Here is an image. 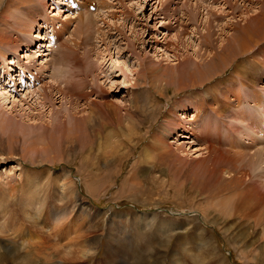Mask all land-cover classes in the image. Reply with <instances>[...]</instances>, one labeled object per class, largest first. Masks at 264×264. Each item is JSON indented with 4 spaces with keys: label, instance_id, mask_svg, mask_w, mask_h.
I'll return each mask as SVG.
<instances>
[{
    "label": "rangeland",
    "instance_id": "374dc122",
    "mask_svg": "<svg viewBox=\"0 0 264 264\" xmlns=\"http://www.w3.org/2000/svg\"><path fill=\"white\" fill-rule=\"evenodd\" d=\"M75 1L81 9L0 0L14 109L0 104V264H47L39 248L51 264H264V204L246 215L234 200L252 187L254 204L264 196V145H245L240 131L264 119V0H96L82 17L95 2ZM30 35L37 47L52 41L44 69L23 58ZM64 58L74 79H85L81 60L92 63L100 86L92 79L79 102L57 96L44 108ZM29 92L43 107L20 117ZM236 137L244 143L231 147ZM231 181L229 194L217 191ZM85 243L95 250L83 259Z\"/></svg>",
    "mask_w": 264,
    "mask_h": 264
},
{
    "label": "bare ground",
    "instance_id": "6f19581e",
    "mask_svg": "<svg viewBox=\"0 0 264 264\" xmlns=\"http://www.w3.org/2000/svg\"><path fill=\"white\" fill-rule=\"evenodd\" d=\"M54 1V0H53ZM61 1V0H60ZM54 5V4H53ZM59 8V7H58ZM57 9V8H56ZM196 21V20H195ZM264 19H263V21L262 20H260V18H258V24L259 25H264ZM54 23V22H53ZM52 23V24H53ZM47 24H50V21H49V23L47 22ZM50 26H53V25H51L50 24ZM48 27V25H43L42 26V29H46ZM54 27V26H53ZM78 27V26H77ZM84 27V26H83ZM89 29V28H88ZM252 28H247V31L249 32L250 30H251ZM166 30V28H164L163 29V32L162 33H164V31ZM190 32H193L194 34H196V30L195 29H191V31ZM199 35V34H198ZM30 37H32V39H31V41L29 40L30 39ZM33 37H36V35H30V36H28V40L30 41L29 42V44L31 45L30 47H29V50L27 51V53H26V56H24L23 58H25V59H27V62H26V65L27 66H29L31 69H35V68H33V67H36V66H40V67H42L43 69L44 68H46L47 67V64L49 63V61H45V60H40L39 61V59L40 58H42L43 57V55L42 54H46V53H44V52H47V50L50 48H52V46H51V40L49 39V37L48 36H46L47 37V40H46V42H43V43H41L40 44V46H38L37 47V44H35V42H34V38ZM243 36H241L240 38H237V39H241ZM236 39V40H237ZM33 41V42H32ZM242 42V41H241ZM243 43V42H242ZM234 44V43H233ZM35 45V46H34ZM232 45V44H231ZM241 46H242V44H240ZM51 46V47H50ZM223 46H225V45H223ZM229 46V45H228ZM234 47V46H233ZM233 47H231V49H233ZM245 47H247V45L246 44H244V46H242V50L243 51H245V50H250L251 49V47H247L246 49H245ZM254 47V46H253ZM38 48V49H37ZM225 48V47H224ZM178 49V48H177ZM235 50V49H234ZM251 50H253V48L251 49ZM49 51V50H48ZM226 51V50H225ZM41 54V55H40ZM222 55H223V53H222ZM15 57L13 58H9L8 59V62H9V64H7V67H11V66H16L17 64H18V62L20 63V59L19 58H21V55L19 54L18 56L15 54L14 55ZM46 56V55H45ZM63 58V57H62ZM64 60H68L67 58H64V59H62V60H60L59 61V65H56V73H55V80H54V85H53V87H52V92L50 93L49 92V97H48V94H47V97L46 98H44L43 97V99H45L46 101L45 102H43L44 103V105H45V107L44 108H47V106H46V104H49V106H51V102L52 101H54V99L58 96V98L60 97H62L63 99H67L68 101H70L71 103H73V102H79V100L83 97V93H82V91H81V93L82 94H79L80 93V91H79V89H82V86L84 85V84H86V83H88V82H90L92 79L95 81V85H97V86H100V85H98L99 84V78L97 77V74H95V76L92 78V76L91 75H94V73L95 72H92L93 70H92V66H91V64L89 65L88 63H86V62H84L83 63V61L84 60H81L80 61V64H81V66L84 68V70L86 71V75H85V79L83 80V79H81V78H73L72 77V74L70 73V70H69V65L68 64H65L64 63ZM62 61V62H61ZM66 63H68V62H66ZM87 64L89 65L88 67H87ZM62 65V66H61ZM93 65V64H92ZM257 66V65H256ZM39 67V68H40ZM89 67H91V68H89ZM258 68V67H257ZM8 69V68H7ZM6 69V70H7ZM2 69H1V67H0V79H2V81L0 80V104H1V106L3 107V108H6V110L8 111L7 112V114L11 111V112H13L14 111V109L12 110V108H11V106L9 105V104H7V101H9V99L12 97L11 95L9 96V97H6V96H4V95H6V94H4L3 92H6L7 90H10V89H7V87H6V81H7V79H9V78H11V70H10V72H9V69H8V71H6V72H9L8 73V75H6V73H5V75L4 76H2L1 75V72H3V70L1 71ZM22 70V69H21ZM42 70V69H41ZM95 71V70H94ZM21 73H22V75L20 76V79L22 80L23 79V75L25 74V73H23V70L21 71ZM51 76V75H50ZM107 76V75H106ZM44 77V76H43ZM61 78H63V83L65 84V85H63V84H61V82L59 81ZM25 80V79H24ZM158 80V79H157ZM37 81V79L35 78V77H33V76H31L30 77V79H26L24 82H21V86H22V89L21 90H23L25 93H27V91L31 88L30 86H31V83H34V82H36ZM11 82V81H10ZM11 84V83H10ZM9 84V85H10ZM14 84V83H13ZM19 84V83H18ZM16 86V85H15ZM14 86V87H15ZM62 86V87H61ZM9 87V86H8ZM13 87V88H14ZM55 87V88H54ZM12 88V89H13ZM60 88L64 91V93H65V95H67L68 97L67 98H65V97H63L64 95L62 94L63 92L60 90ZM101 88V87H100ZM25 89V90H24ZM207 91V90H206ZM6 93H8L9 94V92H6ZM11 93V92H10ZM32 93V92H31ZM104 93V92H103ZM230 93V92H229ZM238 93V92H237ZM236 93V94H237ZM29 94H30V92L28 93V94H26V96L23 98V100H25L26 99V101H24V104L23 105H19L18 106V108H17V110H15V112L16 113H18V115L20 116V117H33V112L34 111H37L38 109H40V108H42L43 107V105L41 104L40 105V107H38L39 105V103L38 104H28L29 102H31L32 101V99L34 98V96H31V97H28L29 96ZM255 94V93H254ZM8 96V95H7ZM237 96V95H236ZM239 96V95H238ZM243 96V95H242ZM257 96V95H256ZM36 97V96H35ZM210 97V96H209ZM240 97V96H239ZM37 98V97H36ZM57 98V99H58ZM101 98V97H100ZM241 98H243V97H241ZM39 100L41 99V98H38ZM38 99H36V100H38ZM239 98H237V100H238ZM30 100V101H29ZM34 100V99H33ZM246 100H247V102H248V100H249V102H256L257 101V103H258V100H257V98L256 99H254V101H253V99H251V98H249V99H247L246 98ZM245 100V101H246ZM250 100H252V101H250ZM15 101V100H14ZM86 101H87V99H86ZM228 101V100H227ZM240 101V100H239ZM244 101V100H243ZM244 101V102H245ZM22 102V101H21ZM40 102V101H39ZM240 102H242V101H240ZM16 103V102H15ZM260 103H262L261 101H260ZM27 104H28V108L26 107L27 106ZM222 104V103H221ZM37 105V106H36ZM248 105V104H247ZM252 105V104H251ZM21 106V108H19ZM34 107L33 109H35V110H33V109H31V107ZM229 106V105H228ZM17 107V106H16ZM10 108V109H9ZM241 108V107H240ZM244 108V107H243ZM242 109V108H241ZM245 109V108H244ZM64 111H60L59 112V116H61V114H64V115H69L68 113H70L69 112V110L70 109H63ZM225 110V109H224ZM240 110V109H239ZM227 111V110H226ZM244 111V110H243ZM254 111V110H253ZM72 113V112H71ZM228 114H230L229 112H227ZM195 114V113H194ZM193 114V116L191 117V119H194V118H197L198 117V115H194ZM233 114V113H232ZM239 114V113H238ZM263 114V113H262ZM1 115H3V113L1 114ZM6 115V114H5ZM10 115V114H9ZM15 115V114H14ZM37 115V114H36ZM39 115V114H38ZM2 117H4V115L2 116ZM8 117V116H7ZM40 117V116H39ZM58 117V116H57ZM185 117V116H184ZM182 118H183V116H182ZM11 119V118H10ZM28 119V118H27ZM248 119V118H247ZM33 120V119H32ZM5 121H6V119H5ZM9 121H12V120H9ZM34 121V120H33ZM32 121V122H33ZM185 121V120H184ZM191 121V120H190ZM34 122H36V121H34ZM223 122V124H225V123H227L225 120H223L222 121ZM186 123V122H185ZM245 123H246V121H245ZM258 123H260V125L258 124ZM13 124V123H12ZM243 124V123H242ZM264 124V119L263 118H257V117H249V119L247 120V123H246V125L240 130L241 132H243L245 135H246V140L247 141H249L248 143H246L245 145H247V146H255V147H258L259 145H264V135H260V136H257L255 133L256 132H259V130L261 129V127H263L262 125ZM230 125H234V124H230ZM235 125H237L239 128H240V125H241V123H240V125L239 124H235ZM88 127V126H87ZM259 127V128H258ZM231 129V128H230ZM230 129L228 130V132H230ZM239 131V132H240ZM208 132V131H207ZM227 132V133H228ZM210 133V132H209ZM184 134H187V133H184ZM183 133H182V135L179 137V139H176L177 141H179L180 139H185V138H187L185 135H184ZM188 139V138H187ZM243 139V138H242ZM242 142L243 141H241L240 140V138L239 137H236V139H235V141L234 142H232L231 143V147L232 146H236V147H239V146H242L243 144H242ZM94 143V142H93ZM96 143V142H95ZM244 143V142H243ZM242 144V145H241ZM253 146V147H254ZM94 149V148H93ZM231 149V148H230ZM239 149V148H238ZM263 149V148H262ZM241 150V149H240ZM198 151V150H197ZM242 151V150H241ZM240 151V152H241ZM258 151V150H257ZM243 153H244V151H243ZM262 153V152H261ZM264 153V152H263ZM5 172H6V169L4 170ZM3 171V172H4ZM2 172V173H3ZM8 172V171H7ZM263 174V173H262ZM260 172L259 173H257L256 174V176H254V178H256V177H259L260 175H262ZM0 177H1V174H0ZM254 178H253V180H254ZM235 182L234 181H231V183L229 182V184H225V187H224V189H222V190H217L218 192L219 191H221V192H225L226 194H229V189L227 188V187H229V188H232V187H230L229 185H233ZM234 188H236V187H234ZM254 190H249V189H247L248 191H252L251 193L250 192H248L247 193V195H249L247 198H245V196L244 195H240V196H238L237 198H235L234 200H235V204L236 203H239L240 204V206H241V209L239 208L238 209V211H240V210H242V213H245L246 215H249L250 213L248 212L249 210H253L254 209V207L255 206H257L258 207V205L259 204H264V196H261V198H259V203H257V204H254V202H255V200H257V199H255V197H254V192L255 191H257V195L259 196V194H260V192L258 191V190H255V187H252ZM234 190H236V189H234ZM227 198H225V200H226ZM78 200V199H77ZM224 201V200H223ZM223 203H225V202H223ZM254 204V205H253ZM78 205V204H77ZM221 205H222V202H221ZM226 205V204H225ZM244 205V206H243ZM83 206V205H82ZM86 208V207H85ZM260 208V207H259ZM55 213V216L57 217V219H58V216H57V214H56V212H54ZM63 213V212H62ZM227 213V212H226ZM264 213V212H263ZM60 214H61V212H60ZM231 214V213H230ZM99 215V214H98ZM251 215V214H250ZM61 216V215H60ZM260 216L261 217H263V215L262 214H260ZM56 217H54V214H53V218L54 219H56ZM147 216H142V217H139V219H138V222L140 223V225H143L144 223H147V218H146ZM62 219V218H61ZM151 220V219H150ZM1 228V227H0ZM0 232H1V230H0ZM0 243H2V241H0ZM84 244V243H83ZM85 244H87V243H85ZM1 246V245H0ZM82 248H85L84 246H81ZM87 249L85 248L84 249V253H82L83 255H82V258L83 259H86V258H88L89 256H91L92 254H93V252H94V250H95V248H92V247H90V245L89 244H87ZM57 250H60L59 249V247H58V244L57 245H53V246H51V251H54V252H57ZM70 252V251H69ZM35 253L36 254H39L40 256H42L43 258H45L47 261H49V262H47V264H51V263H53V261H52V259H53V256H49V254L51 253H46V254H44V253H42V251H41V249L39 248L37 251H35ZM58 253V252H57ZM44 254V255H43ZM68 254V253H67ZM70 254V253H69ZM107 263V262H106Z\"/></svg>",
    "mask_w": 264,
    "mask_h": 264
}]
</instances>
